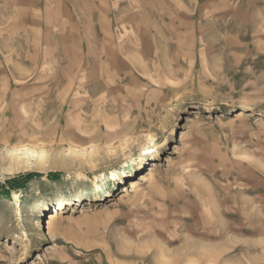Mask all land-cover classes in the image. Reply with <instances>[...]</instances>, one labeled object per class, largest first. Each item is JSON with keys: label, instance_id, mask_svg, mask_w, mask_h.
<instances>
[{"label": "rangeland", "instance_id": "obj_1", "mask_svg": "<svg viewBox=\"0 0 264 264\" xmlns=\"http://www.w3.org/2000/svg\"><path fill=\"white\" fill-rule=\"evenodd\" d=\"M185 2L0 0V264H264V0Z\"/></svg>", "mask_w": 264, "mask_h": 264}, {"label": "crops", "instance_id": "obj_2", "mask_svg": "<svg viewBox=\"0 0 264 264\" xmlns=\"http://www.w3.org/2000/svg\"><path fill=\"white\" fill-rule=\"evenodd\" d=\"M184 1V3L186 4V2H185V0H183ZM71 13V15H69V14H67L66 15V17H68V19H69V24H70V26H67V27H71L72 26V24H73V22H72V15L74 14V13H72V12H70ZM72 16V17H71ZM62 19V18H61ZM64 19H65V17H64ZM62 22H63V19H62ZM66 24H67V21H66V23L64 24V26H65V28H66ZM75 25V24H74ZM195 29V28H194ZM79 32V31H78ZM60 33H61V35L63 36V33H62V24H61V27H60ZM186 33H188L187 35H189V37H190V39H192V37L194 36V41H193V44L194 45H196V43H197V35H198V33H197V31H196V29L194 30V31H188V32H186ZM68 36H69V39H67V44H62V45H59L61 48V51L63 52V53H67L68 52V56H67V59L69 60V61H72V62H74V60H76V62H79V58H80V62L83 64L84 63V49H83V43H81L80 42V44L78 43V39H79V37H81L82 38V34H81V32H79V33H76V31H75V34H68ZM154 37H155V39L157 40V39H159V37H158V34H154ZM83 39V38H82ZM80 40V39H79ZM147 40H148V35H147ZM46 49V50H45ZM44 50H45V53H48V52H51V51H54V54L55 53H58V51L59 50H57V47H55V48H52L51 47V49H47V48H44ZM185 51V50H184ZM183 53V52H182ZM183 58V56L182 57H180V58H178L177 60H180V59H182ZM199 60V59H202V57L201 56H199V57H196L195 56V60ZM58 60V58L56 57V56H54L53 58H52V60H51V62H50V64H54L55 63V61H57ZM61 60L62 61H64L65 60V56H63L62 58H61ZM152 60L154 61V62H163V61H165V59H163V58H161L160 56H159V51L157 52V54H156V56H155V58H152ZM152 60H150L151 62H152ZM149 59H148V62H147V59H145L144 61L143 60H140V63H147V64H150L149 62ZM117 62H119L118 60H117ZM141 70H139V69H134V70H130V73H132V74H134V72H140ZM110 73L111 74H113V76L115 77V78H117V75H118V72L117 73H114V71H112V69L110 70ZM136 74V73H135ZM134 74V75H135ZM134 75H133V77H132V79L134 78ZM75 76H77V75H75ZM76 80L77 81H79V77H77V79H74L73 80V82H75L76 83ZM74 83V84H75Z\"/></svg>", "mask_w": 264, "mask_h": 264}, {"label": "bare ground", "instance_id": "obj_3", "mask_svg": "<svg viewBox=\"0 0 264 264\" xmlns=\"http://www.w3.org/2000/svg\"><path fill=\"white\" fill-rule=\"evenodd\" d=\"M178 74V73H177ZM66 91V90H65ZM190 95H187V94H180V96L179 97H177L178 98V100H177V103L173 106V107H171L170 109L172 110L171 112L172 113H175L176 111H177V109H178V104L179 103H181V102H184V100L186 99V98H188ZM44 148V147H43ZM42 149V148H41ZM48 152V151H47ZM28 153H30V156H32V157H37V159L38 158H41L42 160H44L46 157H45V154H46V151L45 150H41L40 151V153L39 152H32V151H30V152H28ZM20 161V160H19ZM90 165V164H89ZM78 169V168H77ZM77 169H75L74 167H66V166H56V165H54V167H52V168H49V169H47V168H44L43 169V173L44 174H47L48 172H63V173H65V174H67L68 175V178L69 177H71V176H74L73 174H77V175H80L81 177H83V178H87L88 177V175L83 171V170H77ZM40 254V253H39ZM41 258H42V254H40V255H38V257H37V259L36 260H41Z\"/></svg>", "mask_w": 264, "mask_h": 264}, {"label": "trees", "instance_id": "obj_4", "mask_svg": "<svg viewBox=\"0 0 264 264\" xmlns=\"http://www.w3.org/2000/svg\"><path fill=\"white\" fill-rule=\"evenodd\" d=\"M33 176V175H32Z\"/></svg>", "mask_w": 264, "mask_h": 264}]
</instances>
